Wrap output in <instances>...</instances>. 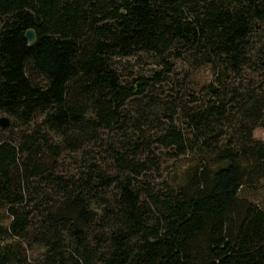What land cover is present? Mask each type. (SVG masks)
<instances>
[{
    "label": "trees",
    "instance_id": "1",
    "mask_svg": "<svg viewBox=\"0 0 264 264\" xmlns=\"http://www.w3.org/2000/svg\"><path fill=\"white\" fill-rule=\"evenodd\" d=\"M140 54L163 69L123 78ZM168 58L209 68L201 102L154 94ZM2 114L0 264H264L242 197L264 180V0H0ZM151 144L186 158L176 185L152 184Z\"/></svg>",
    "mask_w": 264,
    "mask_h": 264
},
{
    "label": "rangeland",
    "instance_id": "2",
    "mask_svg": "<svg viewBox=\"0 0 264 264\" xmlns=\"http://www.w3.org/2000/svg\"><path fill=\"white\" fill-rule=\"evenodd\" d=\"M168 62L173 66L171 72L166 73L163 82L155 84L154 94L158 99L164 102V100L175 98L177 101H181L182 104L188 106L196 104L195 100L198 103L201 102L205 94V86L211 80L209 68L207 66H199L196 63L191 64L186 59L168 58ZM117 65L120 67V74L125 79L127 75L150 77L154 72H159L163 69V64L143 54L128 60L117 61ZM158 115H160L159 120H161L163 112H160ZM1 116L7 117L9 125L12 124L13 119L10 116L3 114ZM181 117L179 114L174 116V120L179 126H181ZM142 130L147 132V136L153 137L155 135V130H149L147 127H143ZM252 138L264 143V130L261 127H256L252 131ZM150 150L154 156V161L157 163V168L153 171L151 177L152 184L156 187H160L161 185H176L186 165V158L182 156L178 157L174 149L161 148L157 144H151ZM59 160L65 170H73L76 167L70 155L65 154L63 159L60 158ZM242 197L264 210V180L245 187L242 191ZM8 222L9 218L7 214H5L3 208H0V226H6ZM6 243L17 247L14 239L9 236L6 238ZM22 249L28 263L33 262L38 256L37 251H30L27 246H23Z\"/></svg>",
    "mask_w": 264,
    "mask_h": 264
},
{
    "label": "water",
    "instance_id": "3",
    "mask_svg": "<svg viewBox=\"0 0 264 264\" xmlns=\"http://www.w3.org/2000/svg\"><path fill=\"white\" fill-rule=\"evenodd\" d=\"M24 37L29 45H32L35 42V34L32 29H27L24 33ZM9 127V120L5 116L0 117V128L7 129Z\"/></svg>",
    "mask_w": 264,
    "mask_h": 264
}]
</instances>
